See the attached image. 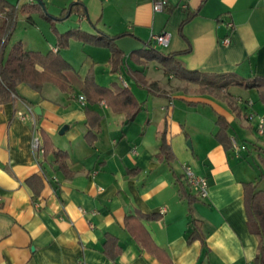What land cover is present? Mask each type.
<instances>
[{
  "label": "crops",
  "instance_id": "obj_1",
  "mask_svg": "<svg viewBox=\"0 0 264 264\" xmlns=\"http://www.w3.org/2000/svg\"><path fill=\"white\" fill-rule=\"evenodd\" d=\"M41 1L56 17L75 1L88 13L56 21L24 13L10 43L60 53L73 67L64 72L73 90L22 82L16 100L0 103V264H255L259 240L248 228L244 183L264 172V134L248 117L264 114V101L236 83L264 78V0H169L161 11L154 0ZM73 28L126 33L115 40L124 64L114 71L106 46L70 38L60 47L58 35ZM163 30L172 39L156 48L181 52L182 65L201 79L231 84L204 92L147 61L139 50ZM129 70L157 86L145 87ZM90 74L112 92L131 90L137 113L116 111L86 87ZM224 120L230 139L247 149L224 147ZM34 122L46 148L39 157ZM195 136L203 139L191 154L183 140ZM186 164L207 177V197L186 181ZM193 218L201 236L192 239Z\"/></svg>",
  "mask_w": 264,
  "mask_h": 264
},
{
  "label": "trees",
  "instance_id": "obj_2",
  "mask_svg": "<svg viewBox=\"0 0 264 264\" xmlns=\"http://www.w3.org/2000/svg\"><path fill=\"white\" fill-rule=\"evenodd\" d=\"M31 12H40L51 21L63 20L74 13H79L80 15L88 13L86 6L80 1L72 2L62 11L59 17H56L47 11L42 1L37 2L34 0L33 3L27 2L21 5H14L8 0H0V103L16 100V89L18 84L22 82L29 84L34 89H41L45 82H53L65 91L73 90L64 73L67 70H72L73 67L60 53L52 51L41 53L27 50L21 41L16 42L7 51V43L15 29L20 14ZM123 35H126V33L112 36L104 32L93 34L80 28H73L66 33L58 35V45L65 47L68 45L70 38H75L86 43L109 47L111 49L110 61L115 71L124 64L125 53L115 43V40ZM139 51L136 52L141 53L147 61L156 60L159 62L166 75H174L181 80L199 83L201 91L215 92L219 89L227 88L231 84L229 79H224L221 83L201 79L198 71L189 70L182 65L177 58V55L181 52L165 53L156 48L152 41L147 42L146 46ZM129 72L138 83L143 84L145 87L153 90L157 86V82H149L141 72L134 70H129ZM237 82L236 84L244 85L247 88H256L264 101L263 77L256 76L250 81ZM92 86L96 89L99 97L106 100L116 111L124 110L130 117L137 113L139 107L136 97L128 88L112 92L108 88L98 86L90 74L86 77V87ZM220 124L222 128L218 133L219 140L223 142L226 149L232 148V139L226 132L228 123L224 120ZM169 150L170 147L164 141L162 153H165L168 159L170 158ZM261 161L264 165V155L261 156ZM261 180H264V172L257 182L244 183V201L248 228L259 240L255 264H264V188L260 186ZM182 188L181 194L185 195ZM192 226L194 231L191 234V238L200 237V229L195 218L192 219ZM108 242L109 240L106 242L107 247L110 245Z\"/></svg>",
  "mask_w": 264,
  "mask_h": 264
},
{
  "label": "built area",
  "instance_id": "obj_3",
  "mask_svg": "<svg viewBox=\"0 0 264 264\" xmlns=\"http://www.w3.org/2000/svg\"><path fill=\"white\" fill-rule=\"evenodd\" d=\"M169 0H154L153 1V9L154 11H161L164 9V7L168 4ZM172 39V35L170 32L163 30L160 33L152 34V42L154 46H162L166 47L169 45L170 41ZM223 43L228 44L230 43V39L227 37L222 40ZM127 86V83H124ZM81 100H85L84 95H80ZM251 103V101H250ZM27 113L34 115V109L33 107L26 105ZM18 115L26 119L27 114L23 111H18ZM250 120H256V129L258 134L262 135L264 134V114H256L254 112L249 113L248 115ZM33 135H32V149L37 157L40 155L45 154V147L42 142L40 131L36 125V122L33 123ZM233 148L237 151L247 149V146L245 144H241L238 142L237 139H232ZM184 171V177L188 184L194 189L197 194L205 198L209 194V181L207 177L197 174L193 167L191 165H184L183 167Z\"/></svg>",
  "mask_w": 264,
  "mask_h": 264
},
{
  "label": "rangeland",
  "instance_id": "obj_4",
  "mask_svg": "<svg viewBox=\"0 0 264 264\" xmlns=\"http://www.w3.org/2000/svg\"><path fill=\"white\" fill-rule=\"evenodd\" d=\"M10 3H12V4H14V5H17V4H24V3H27L28 1L27 0H8ZM33 13H36V12H31L30 14H33ZM22 14H24V13H21L20 14V17H19V19H18V22H20V21H22L23 20V17H22ZM18 22H17V24H16V26H15V29H14V31H13V33H12V35H11V37H10V39H9V41H8V43H7V51H9L10 50V48L12 47H10V43H11V41H12V38H13V36H15V32H16V28L18 27ZM21 23V22H20ZM21 31V28L18 30V33ZM8 47H10V48H8ZM201 139H203V138H196V136L194 137V138H188V139H186V140H183L184 142H183V147H184V149H186V150H188V152H190L191 154L194 152V151H197V146H198V143H199V141L201 140ZM189 141H191V143H189ZM191 144H192V146H191ZM192 147H194V149L192 148ZM196 153V152H195Z\"/></svg>",
  "mask_w": 264,
  "mask_h": 264
},
{
  "label": "water",
  "instance_id": "obj_5",
  "mask_svg": "<svg viewBox=\"0 0 264 264\" xmlns=\"http://www.w3.org/2000/svg\"><path fill=\"white\" fill-rule=\"evenodd\" d=\"M37 2H41V0H36ZM36 111H38V109H36ZM68 128V126L67 125H64L63 127H62V129H61V133H63L66 129ZM189 143H190V141H189Z\"/></svg>",
  "mask_w": 264,
  "mask_h": 264
}]
</instances>
